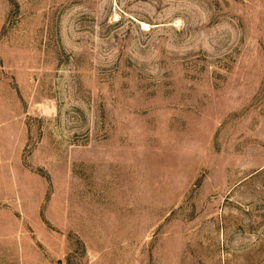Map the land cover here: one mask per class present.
<instances>
[{
    "label": "rangeland",
    "instance_id": "rangeland-1",
    "mask_svg": "<svg viewBox=\"0 0 264 264\" xmlns=\"http://www.w3.org/2000/svg\"><path fill=\"white\" fill-rule=\"evenodd\" d=\"M0 264H264V0H0Z\"/></svg>",
    "mask_w": 264,
    "mask_h": 264
}]
</instances>
